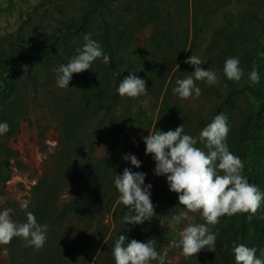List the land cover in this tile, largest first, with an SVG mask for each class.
I'll use <instances>...</instances> for the list:
<instances>
[{"label":"rangeland","instance_id":"1","mask_svg":"<svg viewBox=\"0 0 264 264\" xmlns=\"http://www.w3.org/2000/svg\"><path fill=\"white\" fill-rule=\"evenodd\" d=\"M81 25L83 30L76 29ZM86 33L102 47L108 43L115 56H121L125 76L142 67L148 91L139 98L120 97L108 110L95 107L91 100L92 112L83 118V129L84 125H73L72 119L84 87L81 75L73 74L70 88L60 89L52 70L60 65L58 59L67 63L75 49L83 46ZM179 53V61L169 69ZM0 54L5 58L4 68L10 60L17 72L16 95L7 98L6 105H0V110L10 116L6 120L9 131L0 136V164L6 163V150L9 155L6 169L0 165V209L26 204L31 185L55 152L60 132H69L70 128L74 132H112L119 124L118 115L128 108L133 110L129 132L148 135L156 128L167 131L183 123L186 133L198 137L200 130L221 112L227 115L230 128L234 124L248 133L264 132L254 123L258 100L242 92L226 100L213 90H223L229 80L223 73L227 58L239 57L244 76L238 82L229 81L244 85L252 60L264 57V0H0ZM192 54L204 60L202 68L217 72L219 83L209 86L195 81L201 95L181 99L172 90L177 79L192 75L194 67L185 62ZM141 58L145 60L139 65ZM97 62L98 59L94 70L87 71L95 75L94 81L100 87H105V69L99 68ZM255 87L264 105V74ZM131 140L136 145L135 138ZM197 147L202 148L200 143ZM102 149V145H96V153L101 154ZM255 152L252 164H261L264 169V146H258ZM154 163L150 154L145 172L154 184L153 190L163 195L167 182L164 176L153 174ZM261 212L262 207L256 214ZM189 216L191 222L201 223L195 213ZM186 224L187 221L170 225L176 239ZM251 241L259 254L264 238L252 235ZM170 250L173 254L167 261L172 264L194 259L200 253L186 258L179 247Z\"/></svg>","mask_w":264,"mask_h":264},{"label":"trees","instance_id":"2","mask_svg":"<svg viewBox=\"0 0 264 264\" xmlns=\"http://www.w3.org/2000/svg\"><path fill=\"white\" fill-rule=\"evenodd\" d=\"M84 26L76 29L83 30ZM242 33L240 32V35ZM185 45V42L183 46ZM103 49L110 57L109 63L98 59V67L104 68L102 77L105 87H100L94 80L95 75L87 70L77 73L84 87L81 89L76 112L73 114V125H84L86 116L92 112L91 100L95 107L115 106L120 101L117 88L125 72L120 65V58L115 56V51L104 43ZM13 56V55H12ZM11 56V58H12ZM57 58V57H56ZM180 53L174 56L169 69L179 61ZM4 55L0 54V105H6V99L16 95L17 88L15 80L17 72L10 60L7 66H3ZM138 62L142 64L145 60ZM65 60V59H64ZM251 70L258 68L260 75L264 74V57L252 60ZM34 65V62H31ZM58 59L57 64H61ZM33 67V66H32ZM134 73L140 77L146 76L142 67H138ZM177 69V68H176ZM175 69V70H176ZM179 70V69H177ZM177 72V71H176ZM120 73V75H117ZM78 76V77H79ZM216 94L227 96L238 92L254 97L260 102L255 112V125L264 131V105L261 102V94L258 87L246 82L237 85L233 81H227L223 90L213 88ZM204 91L211 92L209 88ZM104 94V95H103ZM91 111V112H90ZM130 108L119 114V124L113 127L112 132H60L55 146V152L49 157L44 165L40 176L29 189L26 202L27 207L21 204L11 205V217L17 223L26 221V212L35 214L37 221L47 224V240L45 245L36 249L25 246L21 237H13L6 245H0V264H115L111 251L113 242L119 234H125L130 239L140 241L152 238L156 241L158 250L169 247V241L176 239L171 231L172 217L182 211L183 205L179 204L177 193L168 188L161 194L153 190L150 177L145 180L153 185L151 199L155 204L154 217L151 221L142 224H125L122 217L126 212V206L119 202V193L114 185V178L122 174L124 168L133 171H146V161L149 155H145V143L142 137L146 132H129L132 125ZM217 111H222L218 107ZM139 112H137L138 116ZM10 116L0 110V120L6 121ZM136 117V116H135ZM125 123H127L125 125ZM123 125L125 127L123 128ZM64 131V129H63ZM135 138L136 145L132 142ZM227 143L229 150L239 156L245 164L244 174L248 176L250 183L264 191V169L261 164H252V158L258 146H264V132H245L244 128L232 124L228 134ZM102 145V153H96V145ZM3 146V144H0ZM202 148L204 147L201 144ZM6 163L8 152L5 151ZM135 154L142 161L141 167L136 168L123 158L124 154ZM5 162L1 169H6ZM0 169V170H1ZM7 175L3 177V181ZM69 194L68 197H64ZM201 223L204 219L199 212L195 213ZM211 226V225H210ZM210 231L217 233L216 251L202 249L194 259H183L177 264H235L233 247L235 244L243 243L248 247L255 246L251 241L252 235H261L264 238V205L262 212L258 214L238 213L231 217L223 216L216 225H212ZM173 252L168 251L167 259L171 258ZM184 258V257H182ZM152 264H157L153 261ZM167 264H172L167 261Z\"/></svg>","mask_w":264,"mask_h":264},{"label":"clouds","instance_id":"3","mask_svg":"<svg viewBox=\"0 0 264 264\" xmlns=\"http://www.w3.org/2000/svg\"><path fill=\"white\" fill-rule=\"evenodd\" d=\"M85 43L75 49V54L67 63H61L52 71L56 84L60 89H68L73 74L93 69L97 59L104 63L110 62L99 41L92 39L90 33L83 37ZM194 67L192 75L177 79L173 93L181 99L195 98L201 95V88L195 81H204L207 85L219 83L217 72L211 68L201 67L204 62L192 54L185 60ZM239 57H229L224 62L223 73L227 79L240 81L244 69L240 66ZM140 69V68H138ZM120 75V73H117ZM251 85L260 82L258 68L248 73ZM146 80L129 72L124 76L117 88L121 97L139 98L147 94ZM9 131L7 121H0V136ZM230 125L225 113H218L212 121L203 127L198 137L184 130L183 123L167 131L157 129L142 137L145 143V155L151 154L154 163L153 174L164 176L168 189L177 193L179 204L185 211L172 217L175 223L187 221L179 232V238L171 241L170 247H179L186 258L195 255L202 249L216 251L217 233L209 230V225H216L223 216H233L238 213L255 214L264 205V191L250 183L244 174L245 164L241 158L229 150L227 143ZM204 147H197V144ZM123 158L130 164L140 168L142 161L135 154H124ZM147 173L124 168L122 174L114 178L119 202L126 206L122 222L127 224H142L154 217L151 182L146 183ZM26 208V204L21 205ZM11 208L0 209V245L9 244L13 237H21L25 246L42 248L47 240V224L37 221L35 214L26 212V221L17 223L10 215ZM199 212L204 223H193L189 213ZM170 247L158 250L156 241L152 238L144 241L119 234L113 242L112 257L115 264H167V254ZM235 264H264V248L248 247L240 243L233 249Z\"/></svg>","mask_w":264,"mask_h":264}]
</instances>
